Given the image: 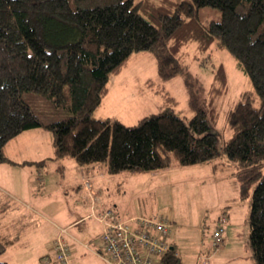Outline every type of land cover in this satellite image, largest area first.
I'll return each instance as SVG.
<instances>
[{
	"label": "trees",
	"instance_id": "trees-1",
	"mask_svg": "<svg viewBox=\"0 0 264 264\" xmlns=\"http://www.w3.org/2000/svg\"><path fill=\"white\" fill-rule=\"evenodd\" d=\"M203 6L218 8L221 19L202 23ZM188 42L197 51L213 43L227 50L252 86L229 110L221 152L236 162L240 197L250 198L248 244L254 264H264V0H0V162H10V139L37 127L52 133L54 157L101 162L110 174L213 161L220 155L215 101L228 89L222 64L201 101L187 82L195 108L187 121L171 111L176 99L150 80L162 110L132 125L93 116L110 76L132 54L152 52L167 79L185 72ZM13 242L0 235V255ZM170 246L159 264H180Z\"/></svg>",
	"mask_w": 264,
	"mask_h": 264
},
{
	"label": "rangeland",
	"instance_id": "rangeland-1",
	"mask_svg": "<svg viewBox=\"0 0 264 264\" xmlns=\"http://www.w3.org/2000/svg\"><path fill=\"white\" fill-rule=\"evenodd\" d=\"M198 14L204 24H208L211 20L219 21L221 19V11L210 6L200 7ZM182 52H185L183 56L185 72L175 74L167 79H163L159 75L154 54L149 51L132 54L126 65L119 72L120 74L117 73L110 76L108 86L112 88V93H115L113 97L118 103L121 114H123L122 118H126L125 120L128 122L134 116L131 110L134 108L141 109L143 91L151 93L146 84V80L149 79L153 82V87H163V90L176 99L177 103L170 106L171 111L187 121L195 113V108L189 101L190 95L187 82L193 83L196 95L201 101L202 96H205L209 88L213 70L218 64H222L227 75L228 89L225 95L215 101L219 113L215 125V129L219 133L220 147V155L217 159L221 163L219 165L223 166L224 169L234 168V166L236 167V162L229 160L221 152V147L231 134L227 122L229 110L239 99L242 91L252 89L248 77L231 54L225 49L217 48L215 43L211 45L208 51H197L195 42H188L183 46ZM201 62L203 63L201 64ZM115 95L118 96V99H116ZM157 95V99L160 98L162 100L160 94L158 93ZM146 99L148 104L151 103V96L146 95ZM123 101H126L129 105L121 104ZM253 102L257 105L255 99ZM114 108L117 109V105ZM38 128L43 133H46L45 135L47 136L41 138L33 137L25 141L33 142L34 149L45 145V149L50 154L49 156H53L52 133L45 128ZM25 141L14 143L22 145ZM46 141L47 144H43ZM23 150V148L18 146L16 147V153L13 154H18ZM44 163L49 169L51 167L48 173L50 175L54 173V181L56 177H60L61 182H63L67 179V176H74L71 171H65L63 174L67 176H61V168L54 169V167L59 165H63L65 170L68 169L72 164L76 163L71 157H49L44 160ZM44 163L43 165H41L42 163L37 165L34 162L33 165L43 168L45 166ZM95 165L102 167L101 169L105 172V175H111L107 173L101 162H96ZM43 170L45 171L46 168ZM112 177L113 180L111 183H107L106 186L104 185V179L98 178L100 188L104 191L100 198L104 197L107 199L109 206L114 208H112L113 211H116V215L118 214L117 216L120 218H125L126 212L135 208H139L142 215L167 216L169 227L168 241L174 244L179 254L180 264H194L198 260L202 263V255H208V253L210 254L208 257L210 263H254L248 244L250 198L249 196L240 197L239 181L236 177L216 180L211 175L210 166L207 164L181 165L177 161L172 162L169 167L155 170V172L125 170L120 174H112ZM36 184L40 186L41 182ZM58 186L56 183L51 185L50 197L45 194L40 195L39 189L35 190L37 196L40 195L37 203L43 200L44 204L42 207H46L49 203L41 211L42 214L52 216L61 203L67 202L66 205H69V202L77 200L81 195L83 196L81 191L66 189L68 194L65 197ZM17 189L19 194L22 192L27 193L28 191V189H23L22 187ZM0 193L2 194L3 192L0 191ZM3 195L9 198L6 193H3ZM226 199L228 200L226 201ZM226 212L231 215L228 240L230 244H228L224 252L213 257L217 249L222 247L223 241L214 246L212 233L219 222L220 216H224ZM32 214L35 220H32V224L24 228L18 244L9 246L0 255V260H5L9 263L16 262V264H50L45 262L43 257L48 253L51 244V242L49 244V241L55 232L54 226L40 216ZM227 224L224 222L223 227ZM87 226H90L91 230ZM97 231L98 224L93 218L80 222L69 229V232H74L75 236L80 240H85L89 243L90 248L94 250L98 247L96 242ZM82 233L89 235L86 236ZM24 256L27 259L26 263L22 262ZM71 258L73 264H105L101 257L93 250L87 248L75 252Z\"/></svg>",
	"mask_w": 264,
	"mask_h": 264
},
{
	"label": "crops",
	"instance_id": "crops-1",
	"mask_svg": "<svg viewBox=\"0 0 264 264\" xmlns=\"http://www.w3.org/2000/svg\"><path fill=\"white\" fill-rule=\"evenodd\" d=\"M111 89L112 88L108 86V92L103 97L101 105L95 110L94 116L96 118L99 119L115 118L120 120L124 124L132 125V124H136V122H138L142 117L154 113L155 111H158L162 108V100L159 97H158L159 99H157L158 93H156L152 87H149L151 93H147L145 91H143L142 93V95L144 94V96H141V98L143 99V101L141 102V106H142L141 109L134 108L133 110H131L134 113V116L132 117L131 120H128L127 122V120H125L126 118H122L123 114H121L120 112L118 103L114 100L113 95L115 93L113 94ZM146 95L152 97V101L149 104L147 103ZM115 97L116 99H118V96L115 95ZM121 104L129 105L126 101L121 102ZM115 105H117V109L114 108ZM45 134L46 133H43V131H41V129L38 127L27 129L19 133L14 138L10 139L4 147L5 155L10 160V162L7 161L0 162V191L6 193L9 196V198L5 197L3 193L2 194L0 193V235L14 239V242L9 246L18 244L19 240L21 239V235L22 232L24 231V228L29 226V224H32V220H35V217L32 214L34 213L35 215L40 216L41 218L46 220V222L54 226L55 232L53 234L54 230L52 231L53 236L49 241V244L57 236L59 232V228L66 227L67 228L66 239L71 247V257L75 252L81 251L84 248L91 249L95 252L94 249L90 248V245L88 246L89 243H87L85 240H80L77 236H75L76 234L74 232H69V229L70 227L79 224L80 222L93 218L94 221L98 224V231L96 235H98L101 232L103 228V224L102 221L100 220V215L106 209L109 208L112 209L113 207L109 206L110 204L107 203V199H105L104 197L100 198V196L103 194L104 191H102V189L100 188L98 178L104 179V185L106 186L107 183H111V181L113 180L112 174L105 175V172L101 169L102 167L95 165V163L86 164V165H77L78 163L74 160L76 163L72 164L66 170L63 165L54 167L55 170L58 167L61 168L62 170L61 176H67L66 174H63L65 173V171L66 172L71 171L74 174V176L72 177L67 176V179L63 182H61L60 177H56V180L54 181L53 180L54 173L52 175L48 173L51 170V167L50 169L49 167H46L44 160H46V158L49 157L52 158H56V157H54V155L49 156L50 154L45 149V145L42 146L41 148L34 149L33 142L25 141L33 137L41 138L47 136ZM21 141H25V143H23L22 145H16V143H14ZM48 143H50V141H48ZM43 144H47V141L44 142ZM52 145H53V141H52ZM18 146H20L24 150L20 151L18 154H13L16 153L15 152L16 147ZM35 147H39V146H35ZM34 162H36L37 165H40L41 163H42L41 165H43L44 163L45 166L43 168H41L40 166H35L33 165ZM204 164L210 166L211 175L216 180L227 179V178L230 179L232 177H236L235 173L237 168L234 166V168L232 167L229 168L231 170L224 169L223 166L219 165L221 163L218 161L217 158H215L211 162ZM45 168L46 170L44 171L43 169ZM120 173L121 172L115 174H120ZM84 177H88L90 182L92 183L90 191H87L84 188L83 185ZM38 182H41V184H39L40 186L36 184ZM53 183L59 185L58 187L61 193L65 195V197H67L68 194V191L66 189L74 190L77 192L81 191L83 192V196L81 195L77 200L73 202H69V205H66L67 202L61 203V205L56 209V211L53 213L52 216H47L46 214H42L41 211L44 210L49 205V203L46 205V207H42L44 201L41 200L38 203L37 201L40 198V195L45 194L46 196L50 197L51 194L50 188ZM104 185L102 184V186ZM19 187H22L23 189L24 188L28 189L27 193L22 192L21 194H19L17 189ZM38 189L40 191L39 196H37V193H35V190ZM3 197L6 199H4ZM81 199L83 200L81 201ZM227 200L228 199H226V201ZM125 215L126 217L124 219H130L132 217L142 214H140L139 208L138 209L135 208L132 211H127ZM224 216H225L224 222L228 224L226 226L224 225V234H223L224 240H222L223 245L221 248L217 249L213 257L221 252H224V250L228 247V244H230L228 243L229 242L228 240H229V230L231 224V217H230L231 215H229L226 212ZM87 227L90 228V226ZM82 234L86 236L89 235L87 233H82ZM84 244H87L88 247H86ZM95 253L98 255L97 252ZM98 256L100 257V255ZM5 262L9 263L8 261ZM22 262L23 263L27 262L26 256H24ZM9 264H16V262ZM194 264H198V261L197 263ZM207 264H215V263H210L208 261ZM221 264H254V263H221Z\"/></svg>",
	"mask_w": 264,
	"mask_h": 264
},
{
	"label": "built area",
	"instance_id": "built-area-1",
	"mask_svg": "<svg viewBox=\"0 0 264 264\" xmlns=\"http://www.w3.org/2000/svg\"><path fill=\"white\" fill-rule=\"evenodd\" d=\"M87 191L91 190L88 177L83 178ZM167 216L138 215L130 219L120 218L113 209H106L101 215L103 228L97 235V249L106 264H159L161 256L169 248V227ZM225 217L222 215L213 230V245L223 240ZM67 228L60 227L57 236L49 246L43 259L50 264H73L71 247L66 239ZM86 247L87 244H84ZM207 258L202 263L207 264Z\"/></svg>",
	"mask_w": 264,
	"mask_h": 264
},
{
	"label": "water",
	"instance_id": "water-1",
	"mask_svg": "<svg viewBox=\"0 0 264 264\" xmlns=\"http://www.w3.org/2000/svg\"><path fill=\"white\" fill-rule=\"evenodd\" d=\"M169 248H172V246H169Z\"/></svg>",
	"mask_w": 264,
	"mask_h": 264
}]
</instances>
